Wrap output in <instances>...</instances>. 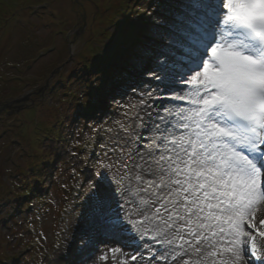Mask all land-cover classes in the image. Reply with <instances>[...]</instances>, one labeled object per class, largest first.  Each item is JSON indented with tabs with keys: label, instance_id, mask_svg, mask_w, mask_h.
<instances>
[{
	"label": "snow or ice",
	"instance_id": "6c2138e0",
	"mask_svg": "<svg viewBox=\"0 0 264 264\" xmlns=\"http://www.w3.org/2000/svg\"><path fill=\"white\" fill-rule=\"evenodd\" d=\"M89 75L101 118L129 92L140 107L85 161L79 240L54 264H89L101 234L150 238L149 264H264V0H151Z\"/></svg>",
	"mask_w": 264,
	"mask_h": 264
},
{
	"label": "rangeland",
	"instance_id": "374dc122",
	"mask_svg": "<svg viewBox=\"0 0 264 264\" xmlns=\"http://www.w3.org/2000/svg\"><path fill=\"white\" fill-rule=\"evenodd\" d=\"M79 2L83 8L72 0H0V264H54L58 249L77 246L81 204L88 193L85 161L103 155L98 145L108 132L102 124H109V129L112 120L140 107L138 96L130 92L118 98L123 107H117L115 116L101 120V113L98 118L90 115L84 92L114 24L123 16L144 12L151 0ZM23 98L27 99L17 103ZM37 134L33 146L29 137ZM96 146L99 150L92 158ZM37 173L42 181H37ZM38 192L46 196L32 200V193ZM66 197L75 199L56 224L53 208ZM95 255L100 256L91 264L116 262L111 251L107 259Z\"/></svg>",
	"mask_w": 264,
	"mask_h": 264
},
{
	"label": "bare ground",
	"instance_id": "6f19581e",
	"mask_svg": "<svg viewBox=\"0 0 264 264\" xmlns=\"http://www.w3.org/2000/svg\"><path fill=\"white\" fill-rule=\"evenodd\" d=\"M113 248H115V247L112 246V249ZM128 248L129 249H134V246L132 244H129ZM102 249H103L104 253H105V251H107V248L106 247H104ZM116 254H117V257H118L117 263L118 264H125L126 252L125 251H117Z\"/></svg>",
	"mask_w": 264,
	"mask_h": 264
}]
</instances>
